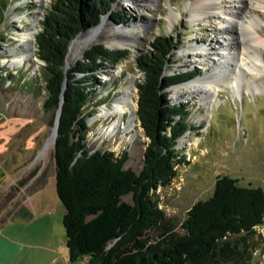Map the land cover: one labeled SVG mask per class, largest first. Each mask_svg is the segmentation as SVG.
Segmentation results:
<instances>
[{"label":"rangeland","instance_id":"374dc122","mask_svg":"<svg viewBox=\"0 0 264 264\" xmlns=\"http://www.w3.org/2000/svg\"><path fill=\"white\" fill-rule=\"evenodd\" d=\"M54 1L0 0V250L7 245L4 247L5 256H0V261H5L4 264H45L47 252L44 247L52 240L56 245L66 247L63 226L65 208L56 190V144L45 157L43 154L56 125L58 108L47 109L44 106L45 65L37 56L36 38L35 55L38 61L29 60L17 69L10 68L8 63L11 60L9 48L20 44L26 31L35 28L37 34L41 30V22ZM194 1L118 0L113 6V12L118 13L120 18L116 14L107 16L105 24L101 25L98 40L89 47L104 44L117 49H130L131 54L118 65L99 61L103 65L92 78V82H96L97 94L85 108L86 113H90L86 131L90 151L111 150L116 155L127 152L125 167L137 173L142 171L148 139L138 118L126 137L122 126L112 138L99 132L101 125L109 122L96 119L105 104L112 106L114 99L121 94L122 85L133 82V76L137 105V84L144 74L137 68L136 59L142 52L152 50L155 36H169L177 45L170 57L167 75L198 70L194 78H199L213 72L212 64L227 47L224 38H221L227 32L220 33V29H224L225 15L213 12L204 22L193 21L190 5ZM242 1L221 0L220 3L224 13L232 8L242 12ZM246 3L248 8L243 13L244 21L254 18L264 37V10L259 12L260 18L255 17L253 10L258 3L256 0ZM172 14L179 15V19L171 29ZM121 25L138 26L131 36L134 42L113 46L109 38H119L112 31ZM241 37L249 41L246 36ZM204 45L205 50H201L204 53L198 54L200 50L197 48ZM236 45L241 52V45L238 42ZM20 47L26 50L25 46ZM89 47L79 51L71 68L84 57ZM258 63L257 69L241 65V68L232 70L231 77H237L238 81L241 79L244 85L247 82L252 84L253 90L241 96L225 89L209 96V101L189 92L178 100L174 96L176 86L167 90L171 104L188 105V121L191 127H195L189 130V134L185 135L186 132L183 135L187 141L178 148L189 163L179 165L178 175L171 185L156 192L158 205L176 225V233L184 232L183 223L192 206L212 195L219 175H230L242 185L252 184L264 189V47ZM118 66L122 69L121 73ZM82 77V74L78 75V79ZM187 94L191 95L190 98H186ZM129 117L130 114L126 115V123ZM40 191L42 198L49 202V210L35 212L30 207L35 219H23L21 209L27 210L30 200ZM124 200L132 202V196H125ZM10 243L19 246L17 252L12 251ZM256 243L250 264H264V223L257 227Z\"/></svg>","mask_w":264,"mask_h":264},{"label":"trees","instance_id":"16d2710c","mask_svg":"<svg viewBox=\"0 0 264 264\" xmlns=\"http://www.w3.org/2000/svg\"><path fill=\"white\" fill-rule=\"evenodd\" d=\"M116 0H55L36 34L37 56L45 63L44 106L58 108L66 78L69 46L82 32L97 25ZM152 50L138 55L144 74L137 84V117L148 139L140 173L126 168L127 152L88 149L86 106L96 96L92 78L101 62L118 65L128 49L104 45L85 51L67 73L68 86L55 146L56 190L65 208V245L71 262L85 264H250L257 227L264 223V189L242 185L219 175L210 197L195 203L183 223L184 232L156 199L188 164L176 148L191 127L188 105H173L167 90L197 76L198 70L167 75L174 39L160 34ZM83 77L78 79V75ZM131 195L132 202L124 200ZM22 216L29 217L21 209Z\"/></svg>","mask_w":264,"mask_h":264},{"label":"bare ground","instance_id":"6f19581e","mask_svg":"<svg viewBox=\"0 0 264 264\" xmlns=\"http://www.w3.org/2000/svg\"><path fill=\"white\" fill-rule=\"evenodd\" d=\"M34 2H40V0H33ZM221 0H195L191 3V18L193 21H206L210 18L213 12H220L224 16L223 22V30L220 29V33L225 34L221 38H224L223 42L226 43L227 47L224 48L222 54L218 58L215 59V62L212 64V73H209L206 76H202L199 78H195L191 80V83L179 85L175 87L174 96L176 99L180 100L184 98L182 95L185 92H189L190 94L197 93L203 100H208L209 96H213L214 94H218L222 90H229L233 95H242V93L252 91L251 85L247 82L244 85V82L237 80V77L232 76V70L241 68V65H245L248 68H259V57L260 53L264 47V37L259 31V24L253 18L249 21H244L243 13L248 8L247 1L251 0H243L242 8L244 11L231 9L228 13L223 12V7L220 3ZM258 6H255L253 12L256 14L255 17H259V12L264 10V0H256ZM261 7V9L259 8ZM260 9V11H259ZM263 12V11H262ZM253 14V13H252ZM179 15L176 14L171 15V25L172 29L173 24L179 19ZM105 24V23H104ZM103 24V25H104ZM103 26L94 28L84 34H81L71 45L70 52L68 54L67 63L71 66L74 63V60L78 56L79 51H81L84 47H89L93 45L100 36V29ZM137 25H121L113 28V34H118L119 38H112L111 44L113 46L118 45H126L127 43H133L134 39L131 37L135 30L137 29ZM221 28V27H220ZM219 29V27H218ZM234 32V33H233ZM35 28L29 30L23 35L20 44L13 45L9 48V56L11 60L10 68L17 69L25 66L27 61H38L37 56L35 55ZM236 35V36H235ZM241 36H246L249 41H244ZM218 42L221 40H217ZM238 45H241V52L238 51ZM25 46L26 50H21L20 46ZM231 46V47H230ZM206 45L199 47L200 51L197 53L203 54L202 49L205 50ZM242 55V56H241ZM258 60V61H257ZM31 64V62H30ZM119 67V66H118ZM122 72V69L119 67V73ZM115 75L113 76V78ZM241 77V76H240ZM135 77L133 76V83ZM135 85L132 82L126 83L121 87V94L118 95L112 106H108L105 104L97 115V120H105L108 121V124H103L99 128V132L101 134L107 135L109 138L114 137L123 126L125 137L133 130L136 122V102H135ZM186 96L190 98L191 95ZM185 100V99H184ZM209 101V100H208ZM130 114L129 121L126 123L125 117ZM57 128L56 125L52 131L51 136L46 142V146L43 150L44 157L47 155L49 150L55 143L57 136ZM187 139L183 138L181 140V145L186 143Z\"/></svg>","mask_w":264,"mask_h":264},{"label":"crops","instance_id":"0c3cea01","mask_svg":"<svg viewBox=\"0 0 264 264\" xmlns=\"http://www.w3.org/2000/svg\"><path fill=\"white\" fill-rule=\"evenodd\" d=\"M42 191L39 192L38 196H34L29 204V208L27 210H24L25 213H29L30 216L28 218L29 221H32L35 219L34 215L31 214L30 212V207L35 211V212H39V211H42V210H49V202L48 200L46 201L44 198H42ZM41 196V198L39 199L38 197ZM33 211V212H34ZM25 216H23V219ZM26 219L25 222L28 221ZM11 244V243H10ZM9 244V245H10ZM7 245H4L2 247V249L0 250V256H5V249L4 247L6 248ZM66 246V245H65ZM18 247L16 243L14 244H11V249L13 252H17L18 251ZM44 249L46 250L47 252V257H46V260H45V264H85L84 260L81 258L79 259L78 261H75V262H71L70 261V258H69V252H68V249L67 247H63V246H59V245H56L53 240L52 242H50L48 245H46L44 247ZM5 261H0V264H4Z\"/></svg>","mask_w":264,"mask_h":264},{"label":"water","instance_id":"95a60500","mask_svg":"<svg viewBox=\"0 0 264 264\" xmlns=\"http://www.w3.org/2000/svg\"><path fill=\"white\" fill-rule=\"evenodd\" d=\"M117 3H118V0H116V2H114V3L112 4L111 9H110L107 13L101 15L100 22H99L97 25H95V26L89 28V29L86 30L85 32H88L90 29H94V28H97V27L101 26V25L103 24L105 18H107V16H109V15L112 16L113 14H114V15L116 14V16H117L118 18H120V15H119L118 13L113 12V6H114L115 4H117ZM112 17H113V16H112ZM85 32H82V33L78 34V35L76 36V38L73 39V41L71 42V44H70V46H69V49H68V53H67V57H66V63H65L66 78H65V81H64V87H63V93H62V95H61V101H60L59 107H58V109H57V118H56V122H57V124H58V128H57V136H56V140H55V143H54V144H56V142H57V138H58V136H59V127H60L61 117H62V113H63V105H64V102H65V95H64V92H65V90L67 89V86H68V77H67V73H68V71H69L70 68H71V66H69L68 63H67L68 54H69V52H70L71 45L74 43V41H75V40H76L81 34H83V33H85ZM97 45H104V44H97ZM97 45H95V46H97ZM104 46H105L106 48H108V49H117V48L109 47V46H107V45H104ZM92 47H93V46H92ZM90 48H91V47L87 48L86 50H88V49H90ZM86 50H85V51H86ZM119 50H125V49L123 48V49H119ZM128 50H130V49H128ZM84 54H85V52H84ZM83 58H84V57H83ZM83 58H82V59H83ZM170 60H171V59H170ZM170 62H171V61H170ZM44 65H45V63H44ZM175 73H177V72H175ZM175 73H173V74H175ZM182 73H184V72H182ZM177 74H180V73L178 72ZM193 79H195V78L193 77L192 79H189V80L185 81V83H188V81H191V80H193ZM141 82H142V81H141ZM132 84L134 85L133 82H132ZM181 84H184V82L179 83V84H177V85H175V86H179V85H181ZM173 87H174V86H173ZM137 90H138V88H137ZM136 115H137V112H136ZM137 118H138V117H137ZM187 134H189V131H188L185 135H187ZM185 135H184V136H185ZM182 138H183V136H182V137L178 140V142H177V145H176V148H177V149L181 147V142H180V140H181ZM94 151H95V150H94ZM94 151H92V152H94Z\"/></svg>","mask_w":264,"mask_h":264}]
</instances>
